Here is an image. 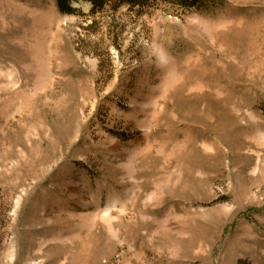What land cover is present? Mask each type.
Masks as SVG:
<instances>
[{"label": "rangeland", "instance_id": "1", "mask_svg": "<svg viewBox=\"0 0 264 264\" xmlns=\"http://www.w3.org/2000/svg\"><path fill=\"white\" fill-rule=\"evenodd\" d=\"M0 0V264H264V0Z\"/></svg>", "mask_w": 264, "mask_h": 264}, {"label": "trees", "instance_id": "2", "mask_svg": "<svg viewBox=\"0 0 264 264\" xmlns=\"http://www.w3.org/2000/svg\"><path fill=\"white\" fill-rule=\"evenodd\" d=\"M71 1L72 0H57L58 7L61 13L64 14L74 13L73 9L70 7ZM82 1L90 3L92 5V13H94L96 10L101 9L107 0H82ZM130 1L137 2L140 0H130Z\"/></svg>", "mask_w": 264, "mask_h": 264}]
</instances>
